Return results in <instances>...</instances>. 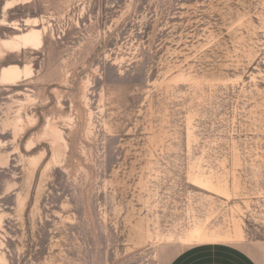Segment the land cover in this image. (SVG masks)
Instances as JSON below:
<instances>
[{
  "label": "rangeland",
  "instance_id": "rangeland-1",
  "mask_svg": "<svg viewBox=\"0 0 264 264\" xmlns=\"http://www.w3.org/2000/svg\"><path fill=\"white\" fill-rule=\"evenodd\" d=\"M5 68L0 264H264V0H0Z\"/></svg>",
  "mask_w": 264,
  "mask_h": 264
},
{
  "label": "bare ground",
  "instance_id": "bare-ground-1",
  "mask_svg": "<svg viewBox=\"0 0 264 264\" xmlns=\"http://www.w3.org/2000/svg\"><path fill=\"white\" fill-rule=\"evenodd\" d=\"M12 38L17 40V43H15V45H18L20 43L23 47H27V46L28 47H30V46L38 47L41 44L40 32L38 30H35V29H32L31 31H29L28 33L23 34V35H15ZM2 43L4 45L8 46L12 42L10 40L9 41L8 40H2ZM14 75H15L14 69L5 68L4 70L1 71L0 77H1L2 81H9L10 78Z\"/></svg>",
  "mask_w": 264,
  "mask_h": 264
},
{
  "label": "crops",
  "instance_id": "crops-1",
  "mask_svg": "<svg viewBox=\"0 0 264 264\" xmlns=\"http://www.w3.org/2000/svg\"><path fill=\"white\" fill-rule=\"evenodd\" d=\"M251 261V260H250ZM254 264V263H253Z\"/></svg>",
  "mask_w": 264,
  "mask_h": 264
}]
</instances>
